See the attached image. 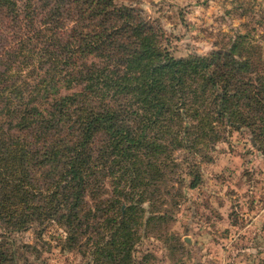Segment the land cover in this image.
Listing matches in <instances>:
<instances>
[{
	"label": "trees",
	"instance_id": "obj_1",
	"mask_svg": "<svg viewBox=\"0 0 264 264\" xmlns=\"http://www.w3.org/2000/svg\"><path fill=\"white\" fill-rule=\"evenodd\" d=\"M231 129L264 157L249 35L174 57L116 0H0V264H17L11 233L51 224L93 264H137L141 225L201 184V158Z\"/></svg>",
	"mask_w": 264,
	"mask_h": 264
},
{
	"label": "rangeland",
	"instance_id": "obj_2",
	"mask_svg": "<svg viewBox=\"0 0 264 264\" xmlns=\"http://www.w3.org/2000/svg\"><path fill=\"white\" fill-rule=\"evenodd\" d=\"M116 1L160 26L162 45L174 57L206 54L247 34L264 58V0ZM229 131L201 158V184L183 186L173 203L167 197L159 210L167 211L165 219L141 225L137 264H264V157L246 132ZM183 154L174 152L181 171ZM143 207L142 222L151 211ZM64 237L51 224L11 233L9 243L17 264H93L81 250L64 248Z\"/></svg>",
	"mask_w": 264,
	"mask_h": 264
}]
</instances>
